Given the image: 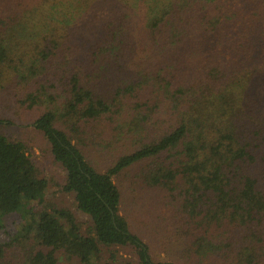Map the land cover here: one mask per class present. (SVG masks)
<instances>
[{
  "label": "trees",
  "instance_id": "16d2710c",
  "mask_svg": "<svg viewBox=\"0 0 264 264\" xmlns=\"http://www.w3.org/2000/svg\"><path fill=\"white\" fill-rule=\"evenodd\" d=\"M0 99L89 223L0 135V264H264V0H0Z\"/></svg>",
  "mask_w": 264,
  "mask_h": 264
},
{
  "label": "rangeland",
  "instance_id": "374dc122",
  "mask_svg": "<svg viewBox=\"0 0 264 264\" xmlns=\"http://www.w3.org/2000/svg\"><path fill=\"white\" fill-rule=\"evenodd\" d=\"M0 101L3 100L0 99ZM12 104V107L0 104V118L6 119L5 125L0 126V135L6 136L12 141H21L27 145L29 155L38 164L40 175L45 177L49 182L47 207L71 210L83 223V230H88L89 223L77 211L74 197L63 192V186L66 182V172L53 161L49 154L46 139L33 126L36 113L26 111L24 114L20 111L19 106L17 107L14 103ZM146 201L150 202L149 199L146 200L143 197L135 200L132 195H129L124 203V212L132 221L134 228L141 231V234L145 237V241L151 245L153 259L156 262L165 263L169 261V256L165 253L162 241L160 239L158 241L148 239V236H152L149 231L154 227L153 223L155 219L152 213H150ZM120 257L133 260L135 264H138L137 259L133 257L132 253L121 251ZM59 259L60 264H80L77 260H70L63 254L59 255ZM107 259L108 254L104 253L103 260L96 264H107Z\"/></svg>",
  "mask_w": 264,
  "mask_h": 264
}]
</instances>
